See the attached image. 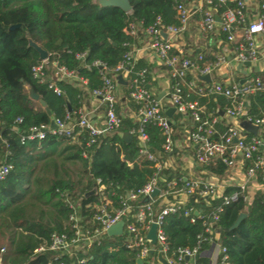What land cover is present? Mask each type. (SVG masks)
I'll return each instance as SVG.
<instances>
[{
  "label": "trees",
  "instance_id": "trees-1",
  "mask_svg": "<svg viewBox=\"0 0 264 264\" xmlns=\"http://www.w3.org/2000/svg\"><path fill=\"white\" fill-rule=\"evenodd\" d=\"M97 1L0 0V166L11 167L0 181L1 264H78L79 260H85L83 264H137L136 252L123 246L122 236L102 235L85 254L76 252L73 257L57 258L54 252H36L48 244L53 233L66 235L68 239L73 237L68 223L71 210L66 199L79 204V226L93 234L100 231V226L92 223L94 206L101 200L93 192L95 180L99 179L106 187L107 199L118 208L127 194L138 192L156 173L150 163L138 157L135 139L130 143L122 140V135L135 127L127 118L122 119L119 129L90 145L86 132L80 133L74 142L57 136H48L43 141H21L30 129L50 126L55 119L68 116L73 123L77 121V112L90 92L101 87L102 75L113 73L133 44V39L123 32L130 23L139 24L142 29L152 26L157 19L162 26L178 24L172 0H128L131 7L128 14L115 8H101ZM233 7L229 0L222 6L212 0V9L218 13ZM220 38L224 39L225 35L221 34ZM29 40L48 54L45 67L48 75L55 68H65L78 80L53 78L39 83L34 79L31 68L40 61L28 46ZM82 54L84 60H76L75 56ZM96 62L104 70L94 67ZM145 68L149 69L143 60H138L128 78H134ZM51 80L60 91L59 96L48 88ZM146 83L151 86L150 76ZM30 92L45 108L31 100ZM183 95H187L185 90ZM250 99L248 114L253 118L264 117L263 97ZM186 100L198 101L206 116L226 104L222 98L198 99L193 95H188ZM179 119L178 115L171 119L174 131ZM215 131L218 136L225 134L224 122L216 125ZM145 132L149 151L164 161L161 131L149 123ZM247 137L253 135L247 133ZM177 162L178 159L173 169H162L158 176L165 182L179 180L183 173ZM69 167H77V174L70 173ZM211 171L216 176L224 173L220 166ZM181 185L179 182L177 190ZM238 189L227 188L223 196ZM167 199L173 201L172 196ZM185 200L179 212L162 220L169 256L177 249L194 248L202 238L199 252L208 250L215 242L225 249L230 264H264V190L256 192L248 203L240 199L227 206L221 198L203 201L192 195ZM142 204V200L132 203V213ZM153 209L156 210V204ZM184 210H191L188 217H183ZM195 211L200 213L199 218L194 216ZM240 214H245V218L230 231ZM212 215L217 217L214 223ZM190 218H194V223L189 222ZM206 228L218 233L216 241L206 233ZM195 264H208V261L197 255Z\"/></svg>",
  "mask_w": 264,
  "mask_h": 264
},
{
  "label": "built area",
  "instance_id": "built-area-1",
  "mask_svg": "<svg viewBox=\"0 0 264 264\" xmlns=\"http://www.w3.org/2000/svg\"><path fill=\"white\" fill-rule=\"evenodd\" d=\"M193 1L204 3L208 7V10H203L202 6L198 7L201 18L195 24V32L203 36L225 35L224 39L219 38L217 42L218 47H222V52L209 56L202 51L186 55L173 52V41L187 33L195 12L185 0H172L178 23L176 26H162L161 21L157 19L146 29H142L139 24L130 23L123 31L133 40L140 34L147 39V48L153 52L170 83L174 82L173 85L170 84L167 92L155 94L150 90L146 83L147 76H150L149 69L145 68L134 78H128L137 62L131 45L113 73L105 72L102 75L101 87L90 92L92 98L98 100L100 106L104 108L102 123L96 124L90 119L89 114L80 109L75 123L68 116L64 119H55L52 121L53 127L41 125L32 128L27 136L21 139L22 142L43 141L48 136H57L74 142L80 133L86 132L90 145L95 143L97 138L119 129L122 119L127 118L135 125L127 134L136 140L138 157L156 169L154 176L138 192L127 194L118 208H114L107 199L106 187L99 179L95 180L93 192L98 194L101 200L99 205L94 206L92 223L98 224L100 231L95 230L93 234L82 231L79 226L80 219L77 215L79 204L66 199L71 210L68 223L73 231V237L68 239L66 235L53 233L48 244L41 246L36 252H54L58 255L57 258L64 255L73 257L76 252L85 254L94 241L106 235L110 227L122 222L123 246L127 250L135 251L136 260L142 264H151L149 258L151 255H154L155 264H161L157 260V254L161 255L166 264H195L197 255L200 257L205 255L204 252H199L204 240L200 238L194 248L177 249L169 256L167 240L161 229L165 216L176 214L183 208L185 202L180 200V197L196 195L203 201L217 199L218 191H224L223 184L221 186L208 181L206 177H215L211 170L219 166L224 170L223 177L230 179L232 172L238 170L244 175L246 183L259 182L264 185V138L257 135L248 138L249 132L246 128L251 126L264 132V117L253 118L248 114L250 98L254 96L264 98V77L249 76L237 79V76L232 74L233 66L255 64L259 60L257 38L264 42V0H256L257 14L251 22L246 18V0H229L234 7L221 13L212 9V0ZM216 1L219 6L225 4V0ZM75 58L83 61L85 55H76ZM46 64L47 62L43 61L31 68L32 77L39 83L48 80ZM93 66L104 70L103 65L98 62ZM52 74L58 81L78 80L73 72H68L65 68H55ZM202 77H208L209 80L206 82ZM118 78L124 84L126 93L124 98L119 92L121 87ZM48 88L56 95H60L52 80L48 82ZM183 90L186 91V96L183 95ZM161 94V99H158ZM188 95L198 99L222 98L226 104L216 113L212 112L206 116L205 108L198 101L186 100ZM117 106L127 114L124 116L122 112L117 113ZM169 109L174 110L172 117L174 115L180 117L175 131L172 128V117L166 116ZM221 122H224L226 132L218 136L215 126ZM149 123L159 128L164 137L161 147L162 152L166 154L164 161L149 151V138L145 132V126ZM215 137L217 139H214ZM182 151L191 152L190 165L194 170L197 169V175L192 168L181 165L179 167L183 175L180 179L165 182L158 173L162 169H173L178 153ZM10 170L9 165L0 166V181L5 179ZM179 182H182V185L177 190ZM238 188L237 192L219 197L223 205L236 203L240 199L244 203L249 202L245 184ZM154 190H158V194L151 198ZM169 196L173 197V201L167 199ZM145 199L148 201L144 202ZM137 200H142L143 204L132 213L131 204ZM155 204L156 210L153 209ZM190 213L191 210H184L183 217H188ZM194 216L199 218L200 213L195 211ZM194 221V218L189 219L190 223ZM216 221V215H212L211 222ZM153 225L156 227L154 245L147 238ZM205 231L212 236V240L218 239L216 231L210 228H206ZM212 244H216L217 247L216 264H230L225 249L215 242ZM84 261L79 260L77 263L83 264Z\"/></svg>",
  "mask_w": 264,
  "mask_h": 264
},
{
  "label": "crops",
  "instance_id": "crops-1",
  "mask_svg": "<svg viewBox=\"0 0 264 264\" xmlns=\"http://www.w3.org/2000/svg\"><path fill=\"white\" fill-rule=\"evenodd\" d=\"M185 1L186 4L189 7H191L195 13L192 17V21L188 28L187 33L180 37H177L173 41L172 43L173 52L186 55L190 52L197 53L199 51H202L203 53L207 54V56H209L210 54H216L222 52V47H218V43H217L219 41L221 34L219 36L217 35L203 36L195 32V24L201 18V14L198 11V7L202 6L203 10L205 9L208 10L206 4L204 3L200 4L193 0H185ZM246 1H247L246 18L248 22H251L255 19L257 14V2L256 0H246ZM257 43H258L260 55H259V60L255 64H246L244 66L232 67L233 68L232 74H234V76H237L236 77L237 79H242L244 77H249V76L264 77V42L261 38L258 37ZM132 45L136 60L137 61L143 60L146 66L149 68L150 79H151V86H149L150 90L155 94L167 92L171 83L168 80L164 69L161 66H159L158 61L155 58L153 52L147 48V39L142 34H140L138 38L133 40ZM53 75L54 74L48 75L47 79L48 80L53 79L54 78ZM119 83L121 87L119 88V92L124 98L126 96L124 90V84H122L123 83L122 81ZM262 100L264 102V98ZM117 108H118V112H122L121 114H123L124 116L127 114L125 113V111H123V109H121L120 106H117ZM81 110L89 114L90 119L96 124L102 123L104 116V108L100 106L99 101L92 98L91 95H89L88 99H86L83 102ZM248 132L251 133L249 130ZM251 134L253 136L257 135L260 138H264V132H262L260 129H257V132L255 134L253 133ZM190 155H191L190 151L179 152L175 160V163L178 159L179 162L177 163H180V166L182 165L186 168L187 167L192 168L194 173L197 175L198 173L197 169L194 170L193 166L190 165L191 163ZM206 179L221 186L223 184L224 191L219 190L217 193V198L221 197L227 188H238L239 186L244 184L246 186V192L249 197V201L255 195L256 192L264 190V185L260 184L259 182L246 183L244 175L242 174L241 171L238 170L232 172L230 179L223 176H215V177L207 176ZM185 199H186L185 196L180 197V200H182L183 202L186 201ZM203 252L205 253V255L202 256V258L207 260L208 264H216V257H217L216 244H212L208 250Z\"/></svg>",
  "mask_w": 264,
  "mask_h": 264
},
{
  "label": "water",
  "instance_id": "water-1",
  "mask_svg": "<svg viewBox=\"0 0 264 264\" xmlns=\"http://www.w3.org/2000/svg\"><path fill=\"white\" fill-rule=\"evenodd\" d=\"M97 4L101 8H104V9H106V8H115V9H118L121 12L126 13V14L131 12V7H130V4H129L128 0H98ZM12 29H14V27L11 28V30ZM163 37L165 38L164 34H163ZM28 46L30 48H32L37 53L38 59H39L40 62L48 60V54L43 49H41L39 46H37L35 43H33L32 41L29 40L28 41ZM117 80L119 82H121L120 78H118ZM202 80L207 82L209 80V78L208 77H202ZM161 97H162V94L158 96V99H161ZM30 98H31V100L33 102H37V103L40 104V106L42 108H45V104L42 101H40L39 98L36 95H34L32 92H30ZM46 113H47L48 116H50V112L47 109H46ZM173 113H174V110L173 109H169L166 112V116L168 118H171ZM220 115H222V113H220ZM51 127H53V122H51ZM246 128H247V130H249L253 134H255L257 132V129L255 127L247 126ZM122 140L124 142H126V143H130L132 141V138L127 133H124L122 135ZM157 194H158V190H154L152 192V194H151V198H154ZM147 201H148V199L144 200V202H147ZM244 218H245V214H240L238 216V218L236 219L235 223L233 224V226L230 228V231L235 230L240 225V223L242 222V220ZM122 229H123V223L119 222V223L115 224L114 226L110 227L106 231V235L108 237L121 236ZM155 231H156V227L153 225L150 228V231L147 234V238L151 241L152 245L155 244ZM157 259H158V261L161 264H166L165 260L162 259L160 254H157ZM137 264H142V262L141 261H137Z\"/></svg>",
  "mask_w": 264,
  "mask_h": 264
},
{
  "label": "rangeland",
  "instance_id": "rangeland-1",
  "mask_svg": "<svg viewBox=\"0 0 264 264\" xmlns=\"http://www.w3.org/2000/svg\"><path fill=\"white\" fill-rule=\"evenodd\" d=\"M196 39H197V37H196ZM196 39H194V40H196ZM77 169H78L77 167H69L68 170H69V172L72 173V174H73V173H74V174H77V171H76ZM122 243H124V238H123ZM1 252H2V250H1ZM150 263H151V264H155V260L152 258V259L150 260ZM0 264H1V263H0Z\"/></svg>",
  "mask_w": 264,
  "mask_h": 264
}]
</instances>
